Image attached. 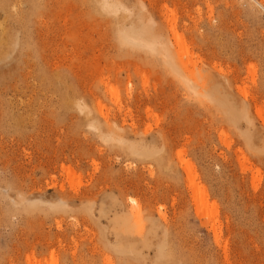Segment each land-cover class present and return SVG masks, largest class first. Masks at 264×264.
I'll list each match as a JSON object with an SVG mask.
<instances>
[{"label": "rangeland", "instance_id": "374dc122", "mask_svg": "<svg viewBox=\"0 0 264 264\" xmlns=\"http://www.w3.org/2000/svg\"><path fill=\"white\" fill-rule=\"evenodd\" d=\"M110 2L0 0V264H264V0Z\"/></svg>", "mask_w": 264, "mask_h": 264}, {"label": "bare ground", "instance_id": "6f19581e", "mask_svg": "<svg viewBox=\"0 0 264 264\" xmlns=\"http://www.w3.org/2000/svg\"><path fill=\"white\" fill-rule=\"evenodd\" d=\"M21 1V0H20ZM88 2H89V4L91 3L93 6H95L94 7V9L96 10V11H98L99 13H104V14H106V15H117V14H119L121 11H126V12H128V9H126V7L125 6H123V5H121L122 3H120V4H118L117 2H115V3H111L110 2V0H88ZM93 2V3H92ZM85 3H87V0H85ZM48 4V3H47ZM58 4V3H57ZM5 5V4H4ZM26 6V5H25ZM11 7H14V6H11ZM20 8V7H19ZM11 9V8H10ZM13 9V8H12ZM21 9H22V7H21ZM16 10V9H15ZM12 11V10H11ZM13 12H14V10H13ZM17 12H18V10H17ZM16 13V12H15ZM23 14V13H22ZM17 15H18V13H17ZM142 15V14H141ZM117 17V16H116ZM16 18H17V16H16ZM25 18V17H24ZM141 19V18H140ZM1 25L2 24H0V29H2L1 28ZM138 27V26H137ZM150 30V29H149ZM4 31H5V29H4ZM131 31L132 32H129V31H126L125 30V28L123 29V30H121L120 31V29H119V32H120V34H119V38L124 42V43H128V44H130V45H132V46H143V47H141V48H144V49H147V48H149V47H151L152 45H154L155 44V42L153 43V42H150V44H147L146 42H144V39H143V35H147V33H148V35H150L149 34V32L150 31H148L147 29H146V31H148V32H146L145 31V29L144 30H136L135 28H133V29H131ZM144 31V32H143ZM145 32H146V34H145ZM171 32L174 34H172L174 37H175V40H176V43H177V45H178V47H179V51H180V54L181 55H188L189 54V50H188V46H186V44L183 42V40H182V36L181 35H178L177 34V32H176V27L174 26V25H171ZM21 33V32H20ZM6 35V34H5ZM1 38H2V36H1ZM3 38H5L4 36H3ZM155 38V37H154ZM6 39V38H5ZM18 41H19V39H18ZM167 45V44H166ZM165 47H167V46H165ZM167 49V48H166ZM168 50V49H167ZM160 52V51H159ZM168 52V51H167ZM167 54V53H166ZM170 58V57H169ZM168 58V59H169ZM196 75V72H193L192 73V76H195ZM112 93H113V91H112ZM80 106V105H79ZM81 108V107H80ZM79 108V109H80ZM84 108H85V106H84ZM103 107H100L99 108V110L101 111L100 113L101 114H103V109H102ZM81 110H82V112H83V108H81ZM85 110H88V109H84V111ZM86 112H88V111H86ZM90 112H91V110H90ZM84 113V112H83ZM89 113V112H88ZM91 114V113H90ZM89 114V115H90ZM88 115V116H89ZM87 116V117H88ZM104 116V115H103ZM107 117V116H106ZM105 118V117H104ZM106 119V118H105ZM107 120V119H106ZM108 120H110V118H108ZM125 120H123V122H124ZM127 121V120H126ZM125 123V122H124ZM124 123H122V124H124ZM109 125V124H108ZM95 126V125H94ZM115 126V125H114ZM100 127V126H99ZM113 127V126H112ZM102 128V127H101ZM100 129V128H99ZM119 129V128H118ZM124 129V128H123ZM115 130H117V129H115ZM114 130V131H115ZM119 130H121V129H119ZM118 131V130H117ZM111 134H112V132H110ZM110 133H108V135L110 134ZM114 133V132H113ZM125 133V132H124ZM110 134V135H111ZM123 134V133H122ZM114 135H117V133L116 134H114ZM125 135V134H124ZM120 136V135H119ZM115 136H113V138H114ZM163 137V136H162ZM115 138H117V137H115ZM114 138V139H115ZM117 139H122V138H117ZM160 139V138H159ZM163 139V138H162ZM123 140V139H122ZM121 141V140H120ZM120 141H119V143H120ZM160 141H161V139H160ZM122 142V141H121ZM126 142V141H125ZM125 142H123V143H125ZM162 142V141H161ZM129 142H127V144H128ZM134 143V142H133ZM161 144H164V142L163 143H161ZM126 145V144H125ZM129 145V144H128ZM128 145H126L127 147H128ZM124 146V145H123ZM141 146V147H140ZM139 147L137 146V150H135V154L138 156V157H141L142 158V162L145 160H143V158H149V157H151V153L149 152V150H148V146H142V145H140ZM129 147H130V149H132V147L129 145ZM157 151V150H156ZM161 151V150H160ZM130 153L132 152L131 150L129 151ZM182 152V151H181ZM179 153V154H177L178 155V157H176V158H179V160L178 161H180V162H178V163H180V167H182L183 168V171H185V173L187 172V175L189 176V177H191L189 180H190V183L195 187V190L197 191V192H199L200 194H201V197H202V200L204 199V197H205V199H207V193H206V191H205V188L204 187H200V185L198 184V183H196V179H197V177L196 176H193L195 173H194V167H193V165L191 164V162L190 161H187V160H185L184 159V154H183V152L182 153ZM162 153V152H161ZM160 156V155H159ZM159 156H157V158L159 157ZM131 158H133V157H131ZM137 158V157H136ZM140 159V158H139ZM138 159V160H139ZM161 159H162V157H161ZM155 160V159H154ZM153 160V161H154ZM164 160V159H163ZM176 160V159H175ZM148 161H150V160H148ZM152 161V160H151ZM158 161V160H157ZM157 161H156V163H157ZM146 162H147V160H146ZM159 163V162H158ZM147 164H149V163H147ZM179 165V164H178ZM149 168V167H148ZM145 169V168H144ZM149 169H151V168H149ZM176 169H177V167H176ZM147 171H148V169H146ZM165 170H166V168H165ZM168 170V169H167ZM178 170V169H177ZM68 172H69V170H67ZM151 171V170H150ZM150 171H149V173H150ZM63 172V171H62ZM67 172V173H68ZM74 172H72V170H70V172L68 173V175L69 176H72V175H74L73 174ZM197 175V174H196ZM188 177V178H189ZM127 182V181H126ZM130 183H134L133 181L132 182H130ZM128 184V183H127ZM135 184V183H134ZM130 185V184H129ZM53 187H55V185H53ZM56 188V187H55ZM127 188V187H126ZM129 192V191H128ZM204 199V200H205ZM208 200V199H207ZM206 200V202H205V204L206 205H208V201ZM131 204L132 203H134V204H137L134 208H133V213H131V215H133V214H135L134 216H138L137 218H138V221H141L140 220V214H142L141 213V206H140V204H138V200H131V202H130ZM65 205H67V204H65ZM205 206V205H204ZM209 206V205H208ZM133 207V206H132ZM131 207V208H132ZM205 208H207L206 206H205ZM130 212H131V210H130ZM158 212V211H157ZM161 212V211H160ZM158 214L161 216L163 213L161 212V214L158 212ZM133 216V217H134ZM165 214H163L161 217L164 219L165 217ZM213 216H215V215H213ZM161 217H159L160 219H162ZM166 219V218H165ZM164 219V220H165ZM136 222V223H139V222ZM159 223V222H158ZM157 223V224H158ZM140 225V224H139ZM141 225H142V223H141ZM156 225V224H155ZM216 238L217 239H219L220 237H219V235L216 233ZM52 260H54V257H53V259ZM39 262V261H38ZM29 263L30 264H34V263H37V261L35 260V258L34 257H32V258H29ZM38 264V263H37Z\"/></svg>", "mask_w": 264, "mask_h": 264}]
</instances>
